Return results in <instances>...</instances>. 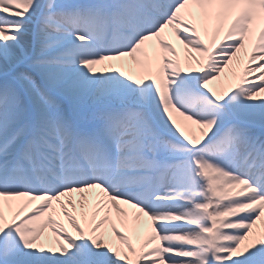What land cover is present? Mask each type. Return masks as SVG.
<instances>
[{
    "label": "snow or ice",
    "instance_id": "snow-or-ice-1",
    "mask_svg": "<svg viewBox=\"0 0 264 264\" xmlns=\"http://www.w3.org/2000/svg\"><path fill=\"white\" fill-rule=\"evenodd\" d=\"M0 264H264V0H0Z\"/></svg>",
    "mask_w": 264,
    "mask_h": 264
}]
</instances>
